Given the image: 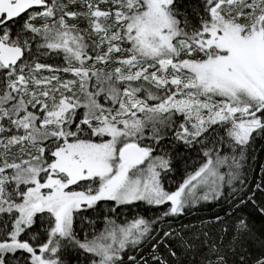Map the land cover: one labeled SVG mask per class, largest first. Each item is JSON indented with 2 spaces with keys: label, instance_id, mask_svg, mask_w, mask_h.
Wrapping results in <instances>:
<instances>
[{
  "label": "snow or ice",
  "instance_id": "1",
  "mask_svg": "<svg viewBox=\"0 0 264 264\" xmlns=\"http://www.w3.org/2000/svg\"><path fill=\"white\" fill-rule=\"evenodd\" d=\"M258 138L264 0H0V264H264L246 219L227 244L172 225L201 202L264 216V175L243 174ZM180 145L200 159L169 191ZM141 203L158 214L120 219Z\"/></svg>",
  "mask_w": 264,
  "mask_h": 264
},
{
  "label": "trees",
  "instance_id": "2",
  "mask_svg": "<svg viewBox=\"0 0 264 264\" xmlns=\"http://www.w3.org/2000/svg\"><path fill=\"white\" fill-rule=\"evenodd\" d=\"M177 2L181 11H187L191 15L197 0H177ZM170 155L172 156V171L164 175L163 183L168 190L174 191L186 176L198 166L200 157L197 151L185 149L182 145L178 146L174 151H170ZM261 166H264V139L258 138L250 146L243 173L246 176L249 187H253L255 183L259 182L260 177L264 175V172H261ZM244 190L247 191V189ZM256 202L264 207V195L257 194ZM229 211L231 214L226 215ZM157 214L154 209L148 208L144 204H139L138 206L125 207L121 216L131 220L140 215L154 216ZM217 215L223 218L222 223H214V218ZM240 219L247 220L248 226L255 237L264 239V216H261L251 204L231 210L228 201L201 202L196 207L188 210L186 215L174 219L172 225L177 229L182 225H187L188 229H190L187 231L189 236L203 228L213 238L219 239L222 237L223 242L227 244L234 234ZM90 221H95V224L91 227L89 225ZM99 223H103L101 212L89 210L76 219L75 227L78 234L82 237L86 232H91L93 227L99 228ZM164 227H167V225H164ZM222 228H227V233H223L221 231ZM35 230L42 232V228L39 225ZM147 251L148 249L146 248L145 252ZM16 255L18 259L13 260L12 264H25L24 256L26 254L17 253ZM61 258L63 264H87L86 255L72 248L62 249Z\"/></svg>",
  "mask_w": 264,
  "mask_h": 264
},
{
  "label": "rangeland",
  "instance_id": "3",
  "mask_svg": "<svg viewBox=\"0 0 264 264\" xmlns=\"http://www.w3.org/2000/svg\"><path fill=\"white\" fill-rule=\"evenodd\" d=\"M165 188H166V187H165ZM166 189L168 190V188H166ZM169 191H170V190H169ZM141 204H142V203H141ZM120 219H127V218H126V217H124V216H120ZM102 224H103V223H99V225H98V226H99V228L102 226ZM82 237H83V236H82Z\"/></svg>",
  "mask_w": 264,
  "mask_h": 264
}]
</instances>
